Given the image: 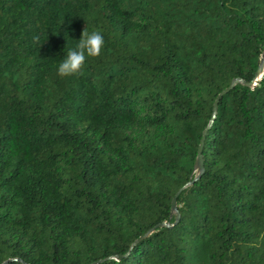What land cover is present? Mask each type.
<instances>
[{
    "label": "trees",
    "instance_id": "1",
    "mask_svg": "<svg viewBox=\"0 0 264 264\" xmlns=\"http://www.w3.org/2000/svg\"><path fill=\"white\" fill-rule=\"evenodd\" d=\"M263 52L264 0H0V264H264Z\"/></svg>",
    "mask_w": 264,
    "mask_h": 264
},
{
    "label": "clouds",
    "instance_id": "2",
    "mask_svg": "<svg viewBox=\"0 0 264 264\" xmlns=\"http://www.w3.org/2000/svg\"><path fill=\"white\" fill-rule=\"evenodd\" d=\"M39 39V36L33 38L35 43H39ZM104 43V37L101 32L92 31L89 33L85 27L75 47L68 48L66 55L59 63L57 75L61 78L81 75L86 61L101 55Z\"/></svg>",
    "mask_w": 264,
    "mask_h": 264
},
{
    "label": "water",
    "instance_id": "3",
    "mask_svg": "<svg viewBox=\"0 0 264 264\" xmlns=\"http://www.w3.org/2000/svg\"><path fill=\"white\" fill-rule=\"evenodd\" d=\"M264 74V52L262 53L261 55V59H260V63L258 65V68L256 70V73H255V80L253 82V86L256 85L258 83V81L260 80V78L262 77V75ZM239 80L238 79H235L232 81L231 83V86L226 89L224 92L228 91L229 89L233 88V86L238 83ZM223 92V93H224ZM216 104H217V99L216 101L214 102L213 104V113H215V109H216ZM204 134H205V131L203 132V137H204ZM201 146H202V141L199 145V148H198V157H197V161H196V169L198 171H201L202 169V162H201ZM172 211H176V207H175V201L173 200L172 201Z\"/></svg>",
    "mask_w": 264,
    "mask_h": 264
}]
</instances>
